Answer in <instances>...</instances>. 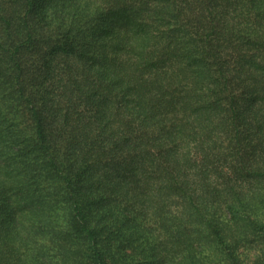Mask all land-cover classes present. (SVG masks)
<instances>
[{
	"label": "trees",
	"instance_id": "16d2710c",
	"mask_svg": "<svg viewBox=\"0 0 264 264\" xmlns=\"http://www.w3.org/2000/svg\"><path fill=\"white\" fill-rule=\"evenodd\" d=\"M0 264H264V0H0Z\"/></svg>",
	"mask_w": 264,
	"mask_h": 264
}]
</instances>
